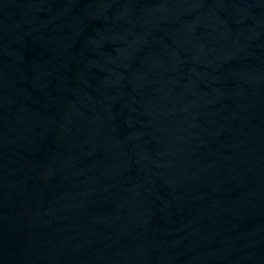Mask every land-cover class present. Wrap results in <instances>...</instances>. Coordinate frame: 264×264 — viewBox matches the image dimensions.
<instances>
[{"label": "water", "instance_id": "1", "mask_svg": "<svg viewBox=\"0 0 264 264\" xmlns=\"http://www.w3.org/2000/svg\"><path fill=\"white\" fill-rule=\"evenodd\" d=\"M0 264H264V0H0Z\"/></svg>", "mask_w": 264, "mask_h": 264}]
</instances>
